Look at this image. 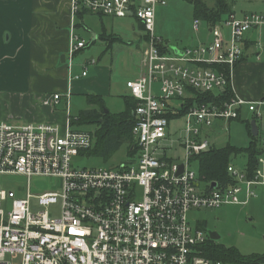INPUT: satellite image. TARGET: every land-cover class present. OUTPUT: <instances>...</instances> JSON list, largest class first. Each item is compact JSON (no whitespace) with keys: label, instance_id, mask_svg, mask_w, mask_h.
Listing matches in <instances>:
<instances>
[{"label":"built area","instance_id":"built-area-1","mask_svg":"<svg viewBox=\"0 0 264 264\" xmlns=\"http://www.w3.org/2000/svg\"><path fill=\"white\" fill-rule=\"evenodd\" d=\"M159 5L166 1L71 0L69 71L76 54L87 46L74 28V18L82 11L113 18L131 15L144 27L148 46L142 73L126 83L138 102L132 130L135 153L130 162L116 167L78 169L74 158L92 147L94 135L73 128L69 113L64 126L0 122V175L27 180L24 197L0 189V264H225L202 256L207 238L201 228L192 227L188 214L194 209L247 206L257 197L256 189L264 187V148L252 177L230 163L227 185L200 179L192 164L213 146L207 130L217 121L239 119L244 106L264 129V101L247 102L234 95L223 104L191 107L179 118L184 120L179 162L168 156L173 150L168 129L177 119L168 115L183 107L187 88L213 93L232 89L246 36L264 26V14L241 19L230 15L210 27L209 44L187 48L179 56L163 52V42L153 35ZM200 23L195 20L196 30ZM86 75L70 74L69 82ZM66 97L70 101V93ZM60 98L53 96L56 102ZM33 178L60 180L58 192L36 196L38 211H33L30 193ZM59 201L61 214L54 217L48 208Z\"/></svg>","mask_w":264,"mask_h":264},{"label":"rangeland","instance_id":"rangeland-1","mask_svg":"<svg viewBox=\"0 0 264 264\" xmlns=\"http://www.w3.org/2000/svg\"><path fill=\"white\" fill-rule=\"evenodd\" d=\"M165 1L166 6L158 8L156 12L153 33L155 38L162 39L164 43H167V46L178 48H196L202 44H209L211 39L209 25L206 22H201L198 29H195L193 3L191 2L193 0ZM203 1L209 7H213L215 4V0ZM232 9L237 14L236 18H240L244 12H264V0H234ZM115 22L118 25L116 27L117 33L122 41L114 43L111 51H109V42L97 41L90 45L89 36L91 34L82 32L85 34L87 46H90L76 54L73 59L72 70H68V74L76 76L85 71L88 77L81 78L82 83L84 80L92 78V84L84 93L75 91L70 104L65 95V98H62L59 105L56 106V111L60 114L63 113L65 116L69 113L71 117H75L80 111L92 108L87 103L86 95L103 96L107 110L112 113L124 111L123 91L126 89V83L131 76L133 77L137 73L141 75L144 52L148 46V41L144 37L141 39L142 32L135 18L128 17L115 20ZM222 24L224 25V23ZM224 34L226 39L230 38L228 27L224 28ZM114 41L115 39L112 38L111 42ZM66 64L69 65L68 60ZM79 82L76 80L74 83L78 84ZM155 89H157L156 85ZM175 102L173 101L172 104ZM63 104H65L64 107ZM252 121L253 115L244 110L242 121L224 122L220 123L218 127L208 129L209 138L216 148H223L228 144L237 148H247L250 145L251 137L246 122ZM257 123L260 129L259 137H264L263 122L257 121ZM183 125V119H176L171 121L168 129L173 141V150L168 152V156L177 162L182 160L179 138L180 135L182 136ZM82 129L94 132L92 126H85ZM130 160L127 147L123 146L106 162L94 156H78L74 158L73 165L78 169L109 168L128 163ZM247 161V155L241 154L233 158L231 164L244 171ZM192 168L196 171L197 163H193ZM0 189L16 190L19 197H24L25 193L22 190L26 192L27 180L22 176L0 175ZM59 190L60 180L56 178H33L30 187V193L34 196L32 199L33 211L40 210V207L35 206L36 196L46 192H58ZM256 194L257 197L249 200L245 207L225 205L212 209H194L189 212L188 218L194 229L199 227L203 230L207 240L226 247H234L244 256L264 255V188H257ZM48 211L54 217H59L61 202L50 206ZM210 233H216L220 238L214 241L210 238Z\"/></svg>","mask_w":264,"mask_h":264},{"label":"crops","instance_id":"crops-1","mask_svg":"<svg viewBox=\"0 0 264 264\" xmlns=\"http://www.w3.org/2000/svg\"><path fill=\"white\" fill-rule=\"evenodd\" d=\"M162 7L164 6H157L156 12ZM254 13L264 14L244 12L239 19ZM233 15L237 16L234 10ZM126 18L105 17L82 11L74 18V28L83 40L87 32L91 34L90 45L97 41L109 42L111 51L114 43L122 41L117 33L118 25L115 20ZM138 23L142 32L141 39H147L144 27L139 21ZM71 25V0H0V122L65 125L68 113L65 116L60 114L56 111V106L68 93L71 100L75 91L84 93L92 84V78L84 80L83 83L79 79L77 81L81 83L78 84L74 83L76 80L69 82V68L66 63ZM112 38L115 39L114 42H111ZM210 38L211 42V33ZM166 47L173 54L175 53L172 48L181 52L188 48ZM87 77L88 75L83 78ZM139 77L140 73L134 74L128 81ZM232 91L235 96L247 102L264 101V26L246 36L243 59L235 66L232 74ZM57 94L61 96L58 102L53 100V96ZM123 94V100L130 97L127 87ZM176 104L178 105L177 101ZM244 110L253 115L244 106L238 121H242ZM220 123L224 122L217 121L213 127H218ZM256 125L259 137L257 122ZM260 139L264 142V137Z\"/></svg>","mask_w":264,"mask_h":264},{"label":"trees","instance_id":"trees-1","mask_svg":"<svg viewBox=\"0 0 264 264\" xmlns=\"http://www.w3.org/2000/svg\"><path fill=\"white\" fill-rule=\"evenodd\" d=\"M194 19L206 22L210 26L224 21L225 16L233 15L232 4L234 0H215L213 7H209L203 0H193ZM167 43L161 45L163 52L167 51ZM216 70H222L219 65H205ZM188 98L183 99L182 108L176 114H169L171 118H182L191 107L204 103H218L230 101L234 97L232 89L226 88L218 93L202 92L187 88ZM86 100L92 108L82 110L75 117H70V124L77 130H83L85 126L94 127V143L88 150L82 151L80 156H94L110 160L123 146L127 147L129 156H134L135 149L132 150L134 139L132 135L135 124L134 112L138 102L133 97H125V109L120 113L108 111L105 101L100 95H86ZM240 119V118H239ZM249 134L252 137L247 148H237L228 144L223 148L212 146L208 151L197 156V171L200 179L207 182H217L223 185L231 183L227 168L232 159L243 154L247 155L248 161L246 169L252 177L259 155L263 151L264 142L259 137L251 134V124L246 122ZM202 256L213 261H222L225 264H264V255L254 254L250 256L242 255L234 247H226L207 240L202 246Z\"/></svg>","mask_w":264,"mask_h":264},{"label":"water","instance_id":"water-1","mask_svg":"<svg viewBox=\"0 0 264 264\" xmlns=\"http://www.w3.org/2000/svg\"><path fill=\"white\" fill-rule=\"evenodd\" d=\"M172 50L174 51V53L176 55H179V56L183 55V52L179 51L176 48H172ZM107 112H108V110H106V113ZM251 133H252L253 137H258V135H259V130L257 128V125H256L255 121H252V123H251ZM183 167H184V165L180 166V171L179 172L183 171ZM216 187H217L216 183H213L212 188H216ZM210 238L212 240L216 241V240H218L220 238V236L217 235L216 233H210Z\"/></svg>","mask_w":264,"mask_h":264}]
</instances>
